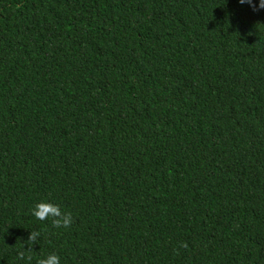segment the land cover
<instances>
[{"label": "trees", "instance_id": "16d2710c", "mask_svg": "<svg viewBox=\"0 0 264 264\" xmlns=\"http://www.w3.org/2000/svg\"><path fill=\"white\" fill-rule=\"evenodd\" d=\"M31 231V264H264V10L0 0V264Z\"/></svg>", "mask_w": 264, "mask_h": 264}, {"label": "clouds", "instance_id": "9594fccd", "mask_svg": "<svg viewBox=\"0 0 264 264\" xmlns=\"http://www.w3.org/2000/svg\"><path fill=\"white\" fill-rule=\"evenodd\" d=\"M241 5L247 3L253 12L264 10V0H260L257 6L253 0H239ZM32 215L41 222L51 220L54 228H68L73 223V217L71 212H66L61 209L57 204L50 202H40L35 205L32 210ZM41 233L39 231H31L27 239L26 246L23 251L18 253V260L25 261L26 264H31L33 260V246L39 243ZM182 247H187L186 244H182ZM35 264H60V259L56 254H49L46 257L37 258Z\"/></svg>", "mask_w": 264, "mask_h": 264}]
</instances>
